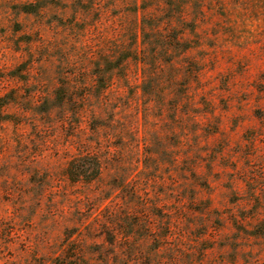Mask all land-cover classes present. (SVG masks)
Here are the masks:
<instances>
[{
	"label": "rangeland",
	"instance_id": "374dc122",
	"mask_svg": "<svg viewBox=\"0 0 264 264\" xmlns=\"http://www.w3.org/2000/svg\"><path fill=\"white\" fill-rule=\"evenodd\" d=\"M0 264H264V0H0Z\"/></svg>",
	"mask_w": 264,
	"mask_h": 264
},
{
	"label": "trees",
	"instance_id": "16d2710c",
	"mask_svg": "<svg viewBox=\"0 0 264 264\" xmlns=\"http://www.w3.org/2000/svg\"><path fill=\"white\" fill-rule=\"evenodd\" d=\"M23 12L26 14H34L36 11L32 10L31 7H25ZM122 58L124 59L127 57L122 56ZM118 60L119 59H116L114 63L119 64L120 60ZM113 64L111 65V63H107L102 70L99 71V67L94 70L92 75L95 78V85L91 86L94 94L90 93L88 90L84 92V95L78 100V104L80 105L78 115L82 118L90 117L94 121L92 133L98 138V140L101 131H106L109 127L108 122L105 119V115L102 113L104 111H98L97 109H94L93 105L90 106V96H93V98H99L105 90L111 88V85H109V82H107L106 79L113 75L114 71H120V67H114ZM73 66L76 67L75 65ZM83 88L86 87L84 86ZM73 89L74 87H72L71 83H62L60 87L56 89V96L52 101V106L47 109L45 113L49 112L53 108L63 109L65 106L70 105L69 103H71V101L66 99L64 95L65 93L68 94ZM110 139L111 135H108L105 142L108 143ZM91 144L92 143H90V146ZM95 144H97V142H95ZM107 160V158H103L99 155V149H95L94 151L92 150L90 153L79 155L69 163L66 169L67 179L72 184L81 183L89 185L96 182L101 177L104 170V164Z\"/></svg>",
	"mask_w": 264,
	"mask_h": 264
}]
</instances>
